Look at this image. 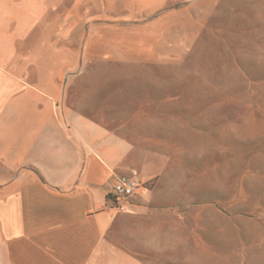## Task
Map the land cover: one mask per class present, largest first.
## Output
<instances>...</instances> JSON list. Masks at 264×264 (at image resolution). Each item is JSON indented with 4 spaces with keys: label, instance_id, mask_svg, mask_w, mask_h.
Masks as SVG:
<instances>
[{
    "label": "crops",
    "instance_id": "crops-1",
    "mask_svg": "<svg viewBox=\"0 0 264 264\" xmlns=\"http://www.w3.org/2000/svg\"><path fill=\"white\" fill-rule=\"evenodd\" d=\"M195 2L0 0V264L180 255L185 220L156 200L162 172L149 170L167 169L168 129L140 128L154 114L97 105L106 73L159 70L179 45L176 24L195 35ZM117 176L152 187L120 214L109 201Z\"/></svg>",
    "mask_w": 264,
    "mask_h": 264
},
{
    "label": "rangeland",
    "instance_id": "rangeland-1",
    "mask_svg": "<svg viewBox=\"0 0 264 264\" xmlns=\"http://www.w3.org/2000/svg\"><path fill=\"white\" fill-rule=\"evenodd\" d=\"M191 14L195 35L176 24L159 70L100 77L97 106L154 114L140 128L174 145L166 171L149 170L162 172L156 200L185 220V248L148 264H264V0H196Z\"/></svg>",
    "mask_w": 264,
    "mask_h": 264
},
{
    "label": "built area",
    "instance_id": "built-area-1",
    "mask_svg": "<svg viewBox=\"0 0 264 264\" xmlns=\"http://www.w3.org/2000/svg\"><path fill=\"white\" fill-rule=\"evenodd\" d=\"M147 190V184L126 176H117L109 193L110 210L115 214L126 213L133 206V199Z\"/></svg>",
    "mask_w": 264,
    "mask_h": 264
}]
</instances>
